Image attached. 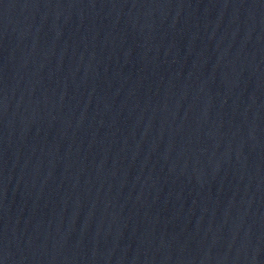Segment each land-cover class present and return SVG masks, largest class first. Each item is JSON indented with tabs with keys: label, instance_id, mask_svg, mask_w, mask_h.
<instances>
[{
	"label": "water",
	"instance_id": "water-1",
	"mask_svg": "<svg viewBox=\"0 0 264 264\" xmlns=\"http://www.w3.org/2000/svg\"><path fill=\"white\" fill-rule=\"evenodd\" d=\"M0 264H264V0H0Z\"/></svg>",
	"mask_w": 264,
	"mask_h": 264
}]
</instances>
